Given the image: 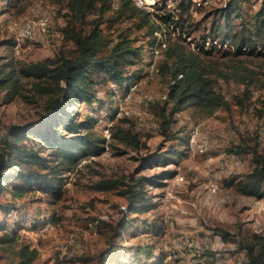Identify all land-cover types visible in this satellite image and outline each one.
Returning a JSON list of instances; mask_svg holds the SVG:
<instances>
[{"label":"rangeland","instance_id":"374dc122","mask_svg":"<svg viewBox=\"0 0 264 264\" xmlns=\"http://www.w3.org/2000/svg\"><path fill=\"white\" fill-rule=\"evenodd\" d=\"M68 3L0 0V16L7 12L16 20L49 22L37 38L19 42L0 25L1 64L24 86L16 94L0 88V153L13 126L36 123L47 113L49 99L37 94L35 81L21 77L19 69L72 56L70 30L88 33L101 16L104 54L124 36L142 54L126 68L131 79L121 96L111 89L113 80L101 75L92 89L94 100L68 109L78 122L94 118L92 138L106 142L100 155L80 158L62 172L60 193L34 187L15 198L11 190L25 180L18 176L22 167L7 172L17 177L0 194V264H18L22 245L37 250L34 264H249L248 247L260 251L256 236L264 237V197L246 196L240 186L254 168L249 150L256 142L264 154V48L238 50L223 28L230 15L232 33L247 30L262 0H145L144 8L101 0L85 18L75 17ZM243 35L248 38V31ZM154 49L161 54L157 60ZM169 49L195 54L228 106L212 112L188 105L171 115ZM135 83L137 90L125 102ZM20 145L41 151L49 164L59 163L36 135ZM171 149L178 150L175 160L161 162L160 155ZM151 155L159 160L144 161ZM140 178L152 181L143 187L151 205L136 213L127 192ZM110 180L115 187L98 188ZM7 206L15 208L7 213Z\"/></svg>","mask_w":264,"mask_h":264},{"label":"trees","instance_id":"16d2710c","mask_svg":"<svg viewBox=\"0 0 264 264\" xmlns=\"http://www.w3.org/2000/svg\"><path fill=\"white\" fill-rule=\"evenodd\" d=\"M100 1L69 0L68 6L75 17L85 18L97 9V4ZM121 1L128 7L134 3L133 0ZM189 2L190 0H188ZM230 7L229 11L232 13L233 8H235L234 4L231 3ZM132 9L138 11L137 7ZM229 16H225L227 18L223 28L225 39H233V44L237 46L238 50L248 46L254 47L256 44L264 48V0H262L261 7L253 16L252 23L247 30L245 28V30L232 33ZM101 21L100 16V20L95 22L93 29L88 33L75 29L69 31L68 34L75 47L72 56L59 55L55 58H47L42 62L27 64L19 69L21 77L35 81L34 90L37 94L47 97L49 103L46 108L47 113L36 123L13 126L10 129V140L0 153V194L7 188L9 182L17 177H13L7 172L19 167H22V170L18 176L24 177L25 180L21 186L15 185L11 190L15 198H21L34 187L47 189L53 194L57 193L55 189L58 188L60 189L58 193H60L63 180L59 176L65 169L80 158L97 156L104 150L101 145L106 140L92 138L91 131L96 120L87 116L83 121L78 122L69 115L68 109L82 108L83 104L88 105L94 100L95 94L92 89L97 83L96 79H99L101 75L113 80L120 86L128 84L131 78L127 75L126 68L133 65L135 59L141 56L142 48L133 46L132 41L124 36L112 47L109 53L104 54L103 50L106 44L100 31L103 24ZM218 29L220 26L215 25V30ZM244 31H248V38L244 37ZM252 35H255L258 41L254 40ZM166 56L168 59L167 66L172 71L173 80L169 97L175 103L170 110L171 115L188 105L212 112L228 106L226 98L216 90L214 80L207 75L205 66L201 64L195 54H187L185 49L178 52L176 49H169ZM171 60L173 61L172 64L169 62ZM21 87H24L23 84L13 74L6 72L0 59V88H9L10 92L16 94ZM77 115L80 116L78 112ZM169 123L170 121L165 123V131H167ZM60 126H63L68 133L74 136L65 137L59 129ZM29 135H36L37 138H40L44 148L50 149L56 155V160L59 163L49 164L50 162L40 154L41 151L25 145L21 146L20 144ZM133 139L137 141V137L134 136ZM249 151L253 156L254 168L245 176V183L241 184L240 192L249 197L263 198L264 154L259 151L258 142ZM177 156L178 150L171 149L168 156L165 157L161 154L159 159L161 162L167 159L174 161ZM156 159L159 160L158 156L151 155L144 161ZM32 167H38L39 170H33ZM47 168L50 169L48 172H41L40 170ZM165 174L170 175L169 173ZM147 181L152 182L151 179L140 178L133 185V188H128L127 194L130 198L131 209L136 213H142L150 208L151 204H147L144 200L143 187L144 182ZM116 184L115 181H105L101 182L98 188L109 190ZM7 207V213L15 208V206ZM2 225L7 230V222H3ZM9 235L11 234H5L3 241H7ZM14 235L16 234L14 233ZM12 237L15 238V236ZM256 238L261 242L260 251H256L254 245L248 247V255L251 259L249 264H264V237L258 235ZM18 255V264H34L37 250H32L28 245H22Z\"/></svg>","mask_w":264,"mask_h":264},{"label":"built area","instance_id":"2783aa9c","mask_svg":"<svg viewBox=\"0 0 264 264\" xmlns=\"http://www.w3.org/2000/svg\"><path fill=\"white\" fill-rule=\"evenodd\" d=\"M133 2L141 8H144L145 6V0H133ZM4 4L7 5V1L4 2ZM48 19H41L39 21H36L34 19H26V20H16L11 18V16L7 13L4 12L1 16H0V25L2 27H6L5 29L9 32H11L15 38L17 39V41L19 42L21 39H35L37 38L38 35V30H43L46 31L47 27H48ZM157 34V32H156ZM164 46H166L164 44ZM156 54H153V57L155 58V60L159 59L160 57V52L156 49H154ZM154 60V61H155ZM154 62L152 63L153 66ZM111 85V89L117 94V96H121L120 95V91L121 88L123 87H129V85H123L120 86L118 85L116 82L111 81L110 82ZM138 88V84L135 83L130 87V91L125 94V102H127L130 98H131V92L137 90ZM153 128L155 130H157L159 128L158 125L154 124ZM109 138V137H108ZM51 226V223H48V227Z\"/></svg>","mask_w":264,"mask_h":264},{"label":"bare ground","instance_id":"6f19581e","mask_svg":"<svg viewBox=\"0 0 264 264\" xmlns=\"http://www.w3.org/2000/svg\"><path fill=\"white\" fill-rule=\"evenodd\" d=\"M196 133H197V131H196V132H194V133H193V135H196ZM194 137H195V136H194ZM239 160H240V159H239ZM239 160H238V161H239ZM240 161H241V160H240Z\"/></svg>","mask_w":264,"mask_h":264}]
</instances>
